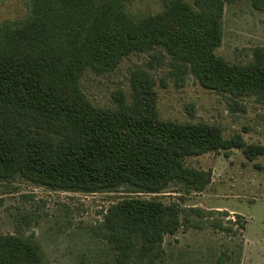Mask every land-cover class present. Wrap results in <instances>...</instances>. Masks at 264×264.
<instances>
[{
  "label": "trees",
  "instance_id": "trees-1",
  "mask_svg": "<svg viewBox=\"0 0 264 264\" xmlns=\"http://www.w3.org/2000/svg\"><path fill=\"white\" fill-rule=\"evenodd\" d=\"M130 1L29 0L22 24L0 23V183L23 179L85 194L123 189L129 196L103 213L98 236L113 264H163L166 236L204 228L228 236L244 223L226 211L141 195L172 185L183 194L202 193L211 172L187 166V159L238 149L253 161L264 156V146L247 144L240 134L225 138L214 124L162 119L154 78L141 68L130 73L129 97L115 91L111 107L91 104L80 81L147 54L164 60L177 90L192 77L230 113H244L246 100L264 106V46L252 49L246 64L215 54L224 5L233 0H160V12L142 16L129 11ZM250 5L264 15V0ZM186 111L192 119L191 104ZM237 249L239 261L241 241ZM223 257L218 264L230 260ZM43 258L30 237L0 234V264H41Z\"/></svg>",
  "mask_w": 264,
  "mask_h": 264
},
{
  "label": "rangeland",
  "instance_id": "rangeland-1",
  "mask_svg": "<svg viewBox=\"0 0 264 264\" xmlns=\"http://www.w3.org/2000/svg\"><path fill=\"white\" fill-rule=\"evenodd\" d=\"M28 4L29 0H0V23L22 24L29 15ZM161 9L160 0L129 3V11L136 16L155 14ZM262 46L264 15L251 7L250 0L225 3L222 40L215 54L229 64H246L252 59V49ZM137 68L148 71L154 78L162 119L214 124L222 128L225 138L240 134L247 144L264 146V106L246 100L244 113L232 114L219 96L202 88L192 77L177 90L167 78L164 60L157 62L147 54L124 59L109 74H85L80 88L94 106L111 107L115 91L122 90L129 97L130 73ZM189 104L193 106L192 119L186 111ZM186 165L211 172V182L202 193L183 194L172 185L159 195L141 196L146 199L156 196L182 207L226 211L231 221L240 215L244 230L234 227L227 236L204 228L166 236L163 264H218L224 253L230 257L224 259V264H264V156L248 161L240 150L232 149L189 158ZM126 196L129 194L123 189L85 194L55 191L23 179L0 183V234L30 237L44 255L41 264H78L82 260L113 264L98 229L107 208Z\"/></svg>",
  "mask_w": 264,
  "mask_h": 264
}]
</instances>
